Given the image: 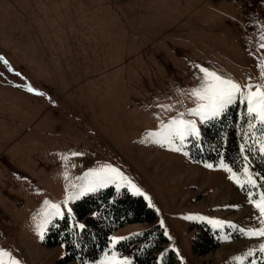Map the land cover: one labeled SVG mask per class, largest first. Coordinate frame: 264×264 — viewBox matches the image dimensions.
Wrapping results in <instances>:
<instances>
[{
    "label": "rangeland",
    "instance_id": "1",
    "mask_svg": "<svg viewBox=\"0 0 264 264\" xmlns=\"http://www.w3.org/2000/svg\"><path fill=\"white\" fill-rule=\"evenodd\" d=\"M262 45L264 0H0L2 258L133 264L113 238L146 222L116 230L94 260H68L64 244L46 242L77 200L114 187L156 211L162 253L174 250L182 264H264V235L251 234L264 231V183L251 162L236 171L190 151L209 120L198 114L207 101L193 95L208 82L202 69L255 91ZM235 104L246 107L237 94L224 110ZM202 223L220 241L205 254L193 247Z\"/></svg>",
    "mask_w": 264,
    "mask_h": 264
},
{
    "label": "trees",
    "instance_id": "2",
    "mask_svg": "<svg viewBox=\"0 0 264 264\" xmlns=\"http://www.w3.org/2000/svg\"><path fill=\"white\" fill-rule=\"evenodd\" d=\"M250 120L255 127H249ZM262 138L264 125L252 120L245 106L235 104L202 125L200 136L192 140L190 151L201 161L223 159L236 171H241L246 161H250L264 183V155L259 149ZM136 222H146L150 226L120 241L116 246L119 253L132 257L133 264H182L174 250L162 253L168 237L157 223L156 211L143 197L114 187L77 200L74 218L65 215L57 219L48 230L46 242L53 246L64 244L68 260H94L108 248L116 230ZM198 226L200 231L193 239L194 250L205 254L219 247L216 233L205 223Z\"/></svg>",
    "mask_w": 264,
    "mask_h": 264
},
{
    "label": "snow or ice",
    "instance_id": "3",
    "mask_svg": "<svg viewBox=\"0 0 264 264\" xmlns=\"http://www.w3.org/2000/svg\"><path fill=\"white\" fill-rule=\"evenodd\" d=\"M264 47V45H262ZM206 73V77L208 82L205 84L203 90H195L193 95L199 97L201 100L207 101V103L201 105L205 112H198L201 115L202 119H210L217 117L221 114L224 108L227 105L233 104L236 102L237 94H240V103L246 105V113L249 115L252 120H255L257 123L264 125V85H256L255 91H252L253 85H245L242 86L235 81L223 79L215 73H209L206 69H202ZM244 89H247V92H244ZM33 89L29 88V91ZM180 125H185L187 128H190L192 133L195 135H199V132L196 130L195 125L191 121H179ZM249 127H255V124L249 121ZM181 139H183V133H181ZM261 152H264V147H261ZM221 167L226 168L229 172H231V168H228L227 165H220ZM208 167H212V165H208ZM112 171H116L112 169ZM247 169L245 172L247 173ZM230 178L234 179L237 183H240L238 177L233 174ZM247 182L251 184H255V181L251 176H248ZM262 215H264V194L261 195L260 201L256 205ZM52 209L56 211L53 214L59 213L58 205H51ZM196 217H186V219H195ZM83 227V225H81ZM252 235H264V231L259 233H251ZM125 239L124 237L113 238V243H117L119 240ZM5 255L3 250H0V264H19V261L15 258L10 259L9 261H5L2 257ZM10 256V254H8Z\"/></svg>",
    "mask_w": 264,
    "mask_h": 264
}]
</instances>
